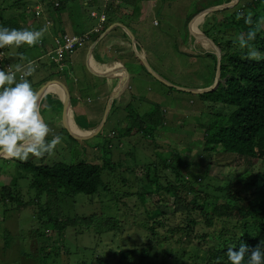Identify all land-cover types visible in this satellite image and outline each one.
<instances>
[{
	"label": "trees",
	"instance_id": "obj_1",
	"mask_svg": "<svg viewBox=\"0 0 264 264\" xmlns=\"http://www.w3.org/2000/svg\"><path fill=\"white\" fill-rule=\"evenodd\" d=\"M117 1L0 0V27L40 30L42 26L45 27L46 20L52 23L54 21L51 29L45 32L50 36L43 35L41 37L45 38V42L50 43V45L45 43L42 45L43 50L48 52L52 46L56 45L57 37L62 39L65 34H79L75 30L77 16L73 7L76 6L75 8L81 10L83 5V10L88 8L89 11L84 13L85 16L80 23L97 21L102 14L107 15L100 21L101 30L99 32L92 30L93 23L87 24L83 29L82 34L90 31V38L81 44L83 49L87 50L100 33L114 22L119 21L118 17H115L120 9L118 5L121 2L123 6L127 7L125 2L127 0L118 3ZM136 1L138 3V0ZM230 1L219 0L209 5L202 2L203 6H200L198 12ZM71 2L73 5L69 7ZM127 2L132 4V2ZM240 8L243 11V17L233 19L235 14H239ZM68 11H70L69 20L65 22L63 14ZM249 13L252 15L251 24L245 23ZM212 15L213 17H211ZM190 19L192 17L185 22V29L192 33L189 27ZM223 20L225 21L223 22ZM205 24L203 31L221 48L222 63L218 86L202 93L201 97L221 103L222 111L228 106L230 111L228 113L227 109L219 114H210L211 117L208 119L210 124H202L198 120L193 122L192 125L196 127L193 129L196 133L193 136L189 135L192 139L188 143L185 144L186 140L182 136L183 144L179 143L181 138L168 137L167 143L169 144L164 146L165 149H162L167 150L168 155H164V152L157 148L160 127L169 122L166 109H162L161 105L157 103L158 105H154L150 112L144 114L136 112L135 117L127 113V117L133 118L132 123L120 133L113 128L111 130L114 135L105 133L106 144H95L102 148V153L98 154L97 152L94 159L100 160L102 163L90 161L93 153L87 159L84 156L74 159L66 155L68 157L65 156L64 161L52 164L44 163L47 154L38 160L29 157L27 162L13 159L19 169L26 170L29 168V164L35 167V171L33 167L30 170L33 173L30 186L36 189L35 203L39 210V217L46 218L44 225L49 226L48 234L51 239H41L43 244L39 246L41 252L38 253L39 256L35 264H56V257L67 253L64 259L66 262L70 253L67 249L62 253L60 244L65 237L69 240V236H73L74 229L76 237L82 233L89 236V232L97 230L103 231L100 233L113 239L112 235L118 232L122 234V229L128 225L129 220L123 221L121 216L115 215L112 217L113 221L108 218L105 221L103 214L106 212L93 215L78 214V209L72 207L70 200H75L78 194L96 196L103 189L109 191V184L105 185L102 179L104 168L108 167L112 172V170L120 168L122 164H126L128 158H130L132 166L142 163L138 160V155L135 152L126 153V148L129 146L137 148L138 142L132 137L135 132H139V135L141 132L147 135L148 141L152 142L153 150L156 152L153 157H150L147 149L143 148L144 153L147 154L143 155L146 158L144 164L149 166L148 170L151 174L148 173L147 178L140 180L141 183L147 185L145 191L140 195L142 203L145 204L146 193L154 196L156 203L145 210L146 218L144 221H140L146 230L141 231L140 228L137 230L138 237L146 240L143 242L145 246L142 247L140 254H137L135 249H131L128 253V257L134 261V264H159L156 259L158 253L153 252L159 243L164 245L168 253V255L164 254V261H167L169 256H174L181 261V264H231L227 251L229 248L238 251L241 244H246L249 249L260 246L262 255H264V0H238L229 8L212 11L207 16ZM120 29V26L114 28L118 31ZM250 31H256L255 39L248 43L260 53L259 61L245 59L248 48L242 49L238 43V37L244 34L247 39V34ZM211 32L214 35H211ZM222 32L225 36L222 35ZM97 45L95 54L101 50V44ZM33 47H37V45ZM198 47L200 50H204L200 44ZM30 48L32 47L23 45L18 48V53L22 57L28 56L30 60L39 57V54L30 57L27 54ZM201 55L202 53L198 56L201 57ZM204 56L211 58V67L214 73H217L216 53L207 51ZM8 59V57H0V69H5L6 63H12ZM48 60L43 63L41 71L54 75V68L58 62L51 57ZM28 62L31 64L32 61ZM35 63L34 61L33 64L35 65ZM143 69L147 72L145 66ZM21 70L24 71V69ZM56 74L60 75L59 78L61 77V72H56ZM62 74H65L69 80L72 79L78 91L83 90V82L80 77H76L74 71L67 69ZM26 76L27 80L32 78L28 74ZM46 80L47 78L43 76L38 82ZM43 84L41 83V85ZM165 86L168 87V85ZM168 88L183 91L174 87ZM80 95L88 96L85 92ZM54 101L57 102V100ZM102 102L103 105L97 113V115L101 113L100 118L105 110V100ZM72 104L76 120L79 122L83 118L86 119L82 124L83 127L93 129L98 126L97 124L91 127L89 125V120L99 124L98 120H92L91 113L95 111L93 103L89 105V115L87 116H83L84 103L77 101L75 96L72 97ZM130 105V103L117 105L115 109L113 106V113L117 108L128 109ZM62 118L56 119L59 121ZM119 123L123 122L119 121ZM48 124L51 129L48 140H51L53 135H59L63 139L59 127H52L55 124L54 119L50 120ZM103 128L100 130L102 131ZM66 130L69 132V136H73H71L73 139L75 137L86 142L84 140L87 137L75 136L69 128ZM101 131L97 135H101ZM112 136H119V139L126 136L127 143L122 146L120 152L114 147L110 138ZM172 140L174 141L173 145L170 143ZM121 142L120 140V146ZM90 148L92 149V147ZM203 151L225 153L227 156L233 157L231 161L238 163V165H233L242 167V170L232 171L225 179H218L209 174L208 169L202 170L201 165L205 163V160L202 159L204 157L199 156H202ZM219 153L217 154L219 155ZM194 154H198V156L192 160L191 155ZM114 155L117 157V161L114 160ZM148 158L149 160H147ZM120 161L124 162L120 163ZM195 165L201 169H196ZM257 165L260 167L256 168ZM138 172L143 173L141 167ZM154 184H156L155 187ZM6 188L9 191L0 197V202L10 200L14 203L17 201V207L21 208L33 204L31 200H23L20 197L21 192L14 191L11 185H7ZM123 194L128 195L127 192ZM63 213L66 217L60 219ZM171 221L174 225L168 229L169 233L163 234L157 228V225H167ZM99 225L109 227L102 229ZM178 233L181 234L179 238ZM170 236L176 239V244H182V248L169 243ZM137 244L139 243H136L135 246ZM113 256L117 255L101 256V253L96 251V247H85L83 258L76 264H123L124 259L118 257L115 259ZM248 260L249 253H246L243 264H248Z\"/></svg>",
	"mask_w": 264,
	"mask_h": 264
},
{
	"label": "rangeland",
	"instance_id": "obj_2",
	"mask_svg": "<svg viewBox=\"0 0 264 264\" xmlns=\"http://www.w3.org/2000/svg\"><path fill=\"white\" fill-rule=\"evenodd\" d=\"M120 1L122 0H118L117 3ZM127 1L132 2V4L128 3ZM127 1H125L127 7L123 6L121 2L119 3L120 6L118 5V7L120 9L125 7L127 9L129 8L130 11H135L134 16L138 18L142 17L144 19H148L149 17H151V25L149 22L147 24V27H145L148 33L143 35V41L147 50L152 51L154 54H156L157 58L160 60V63L164 67V70L158 71V75L173 84L168 85V87H174L178 90L183 91L171 90L170 88L165 86L167 84L163 82L164 80H162L159 76H156L147 67V72H145L144 74L140 73V70L137 68L133 69L132 73L138 75L134 76L129 82V90L132 94V99L129 101L131 103L130 108H117L115 113L109 115L107 121L103 125L104 128L102 127L103 130H100L102 134L97 135L100 131L98 133H94L91 136L87 137L86 140H84L86 142H83V140H78L75 137L73 139V136H69V132H67L65 128H59V130L62 131L61 133L63 135L62 142L56 147L52 155L45 156V164L64 161L68 156H71L74 159L82 158L84 156V158L87 159L88 156H90L92 153L93 157L90 159V161H95V163H102L100 160L94 159V156L97 155V152L98 154L102 153V148L95 144L105 145V133L108 135H114L112 128L120 133L126 126L132 123V117L126 116L125 118H123V115L125 113H129L134 117L137 114L136 112L144 114L146 112L144 110L148 105L150 108L147 112H150L154 108V105L158 104L161 105L162 109L164 108L167 111L169 122L166 125L160 127V137L157 138V148L160 151L164 152V155H168L167 150H162L166 148L164 146H167L169 144L167 143V141H169L167 140L169 139L168 137L179 139L182 136L185 138L186 144L189 142V140L192 139V137L189 135L193 136L196 133L193 129V127H195L192 125L193 122L198 120L202 124H210L208 121V119L211 117L210 114H219L226 111L227 109L229 113L230 108L228 106H226L222 111L221 103H216L209 99H203L200 92H197L201 89L211 87L215 83L217 73H214L211 67V58L204 56V54L207 51L213 53H217V51L210 43L206 42L208 43L206 44L202 42V40L199 39V33L196 34V37L185 29V22L192 17V19H190V22L193 21V23L190 30L194 31L193 33H196L199 30L205 33L203 31L205 30L206 25L205 20L212 11L206 13L204 16L198 19L197 24L199 27L197 28V25H195V21L196 18L201 14L200 12H198V10L200 6H203L201 5L202 2L206 5H209L213 4L214 2L216 3L219 0H138V3L136 0ZM72 5L73 3L71 2L69 4V7H71ZM231 6L232 5H230L229 7ZM75 7L76 6L73 7L74 13L77 16L75 30L79 34H82V31L84 28H86L87 24L93 23V29L100 24L101 19L107 17V15H105L104 13L100 16L99 19H97V21L93 20L91 22L80 23V21L85 16L84 13L88 12L89 10L88 8H86V10H83V5L81 8L82 11L78 10ZM226 11L229 10L226 9ZM239 11V13L243 12L241 8ZM117 14L115 15V17H118V20L120 22H122L123 24H128L126 17L119 16ZM237 15L238 14H235L232 18L237 19ZM152 16L154 17L152 18ZM211 17H213V15ZM224 21L225 20H223V22ZM53 24L54 21L53 23L48 20L45 21L47 30L51 29ZM135 24H138V22L135 21L134 23H131L129 25L133 26ZM42 28H44V26H42ZM121 29L123 30V34L125 35V37L130 40V34L122 27ZM133 32L138 36L135 31ZM45 35L50 36L49 33H44V36ZM211 35L214 34L211 32ZM222 35L225 36L223 32ZM43 43H45V38H41L37 42L36 45L38 48L32 47L27 53L30 57L39 54L40 57L38 58H31V60L28 56L21 58L22 56L18 53L19 49L14 46L11 48L7 47L6 49H0V57H8V60L12 62L10 64L13 66V68L15 69L16 67H19L21 69H25L24 73L26 75L28 74L29 69H34L32 74L30 76L28 75L29 77H32L31 79H28V81L32 84L33 89L38 93L49 87L57 90H60L58 88H64L62 92H65L68 95H70L69 93H71L72 95L73 89L71 85L68 86L70 87V92L66 86V83H70V80L68 78H64L61 80L59 78L60 75L56 74V72L63 73L64 71H67V68L64 69L63 62L71 54H67L66 57L62 60L63 67H59L58 64H56L57 66L54 68V75H50L48 72L42 70V72L46 73L45 77L47 78V80L40 83H34L33 78L35 77L36 80L37 73L39 77V75L41 74L43 63L49 61V57L46 55V52L42 50ZM199 44L204 50L199 49ZM48 45H50V43ZM137 45L140 48V45L138 43ZM81 48H83V46L80 45L77 49ZM132 52L136 54V51L131 47L126 50L123 46H118L113 50V53L118 56H129ZM201 53V57L198 56ZM42 57H44V60L42 59ZM28 61H35L36 63L34 65L33 62H31L30 64V62ZM151 62L156 67V69L159 70L158 62L156 60H151ZM41 83L44 84L41 85ZM162 83L165 85H163ZM44 85L45 87H43ZM179 87L183 88L180 89ZM38 89L40 90L38 91ZM85 94H87L93 101H95L92 105L95 111L98 113L99 108L103 105V102L99 101V93L97 91H93L92 88H87ZM45 105H47V108L44 107ZM58 105L59 102H55L54 100L49 101L48 98H45L43 101H41L42 115L46 119H49L48 116H51L50 109L55 108ZM100 115L101 113L97 115L94 112L92 120H98L100 124L103 120L104 114L102 118H100ZM46 119L45 121L46 123H48L50 119ZM84 120L86 119L83 118L79 122H77L78 124L82 125L84 123ZM119 121L123 123H119ZM92 124L98 125V123ZM74 133L81 135V133L77 130ZM132 137L135 139V141L138 142L137 148L129 146L126 148V153L130 154L132 152H135V154L138 155V160L142 161V163H137V165L132 166L130 164L131 160L129 161L130 158H128V162H126V164H122L120 168L112 170V172L108 167L104 168L102 179L105 185L109 184V191L103 189L101 190V193L96 196L78 194L75 200H70V204L72 205V207L74 209H78V214L93 215L100 212H106L105 214H103V216L105 215V221L107 218L110 221H113L112 217H114L115 215H119L123 218V221L129 220L128 225H125L123 227L122 234L121 232H118L115 235H112L114 239L110 236H106V234H101L100 232L103 231L98 230L96 232H89V236L86 235V233H82L79 237H76L74 235V233L76 234V230L74 229L72 231L73 236H69V240L67 237H65L61 240L60 244L62 253L65 252L66 249L69 251L70 254H68V260L66 262L64 260L66 257L65 255L67 254L66 253L61 255V257H56V264H76L77 262H80L83 258V249L85 247H96V251L98 253H101V256H106L107 254L117 255L113 257L115 259H117V257L124 259L123 264H134V261L128 257L129 251L131 249H135L136 253L140 254L142 247L145 246L143 242L146 240L138 237L139 233L137 230H139V228L141 229V231L146 230V228L142 226L140 221L145 220V210L154 206L156 203V199L153 198L154 196L152 197L147 193L145 195V204H143L140 199L141 193H143L147 187V185L141 183L140 180L147 178L148 173L149 175L151 174L148 170L149 166L147 164H144L146 158L143 155L147 154L144 153L143 148L147 149L150 157H153L156 152L155 150H153L152 142L148 141L147 135H145L143 132H141L140 135L139 132H135ZM110 138L112 139L114 147L119 152L121 151L122 146L127 143V141L125 140L126 136L120 139L119 136H112ZM120 140L122 141L121 146L119 145ZM182 142L183 138H181L179 143ZM170 143L173 145L174 141L172 140ZM116 144H118L119 146ZM94 145L95 147H93ZM90 147H92V149ZM217 153L215 151L202 152V156H199L204 157L202 159L205 160V163L201 165L202 170L208 169L209 174L218 179H225L227 175H230L232 171L242 170V167L233 165H238V163L231 161L233 157L227 156L225 153H219V155ZM197 156L198 154L191 155V159L193 160L194 158H197ZM113 158L117 161V157L115 155L113 156ZM147 160H149V158ZM122 162L124 161H120V163ZM2 166L4 168H7V172L9 171L10 175H2L0 177V187L4 183H14L20 177L17 183L19 189L16 192L18 193L20 191V197L25 201L31 200L33 204L29 207L21 208L17 207V201H14V203L10 200L0 202V264H35L36 259L39 256L38 253L41 252L39 246L40 244H43V241L41 239L51 238L48 234L49 226L44 225V220L46 218H44L43 216L39 217V210L36 207L35 203L36 189L30 186L33 178V173L30 170L32 169L33 165L29 164V168L24 170L19 169V167H17V163L15 162L9 164L3 160ZM140 167L143 170V173L141 174L138 172ZM194 167L198 170L201 169L197 165H195ZM259 167L260 165L256 166V168ZM33 169L35 171V167H33ZM155 186L156 184H154V187ZM126 192L128 195L123 194ZM63 207H65V205H63ZM67 210L68 212H70L69 209ZM65 217L66 216L63 213L60 216V219H64ZM98 222H100V220H98ZM173 225L174 223L173 221H171L167 225H157V228L163 234H166L169 233L168 229ZM99 226L102 229H106L109 227L107 225ZM76 227L80 229L78 226ZM170 237L171 238L169 239V243L182 248V244H176L175 242V238H177L176 235L175 238H173L172 236ZM179 237H181L180 233H178V238ZM136 243L139 244L135 246ZM161 244L162 243H159V245L153 249V252L158 253L156 258L157 262L159 264H181V261L177 260L174 256H169L168 260L164 261V254L168 255V253L165 250L164 245Z\"/></svg>",
	"mask_w": 264,
	"mask_h": 264
},
{
	"label": "clouds",
	"instance_id": "obj_3",
	"mask_svg": "<svg viewBox=\"0 0 264 264\" xmlns=\"http://www.w3.org/2000/svg\"><path fill=\"white\" fill-rule=\"evenodd\" d=\"M243 15V13H239L237 19L242 18ZM245 23H252L251 13L248 14ZM97 26H100V24ZM92 30L94 31V28ZM46 31L47 25L40 30L0 27V49L13 46L20 48L23 45L33 47ZM255 37L256 31H250L247 34V39H245L244 34H241L238 37V43L240 48H248L245 59L259 61L261 59L260 53L248 43L254 40ZM48 57L50 56L48 55ZM62 60L58 62L59 67H63ZM16 68V71L20 70L19 67ZM33 71L34 69H29L28 75H31ZM17 79L11 66L0 69V158L27 162L30 156L37 160L43 158L46 154L50 156L56 147L61 144L62 139L59 135H53L51 140H48L51 129L42 115L40 94L33 89L32 84L23 76H21L19 82H17ZM202 93H205V91L200 92V94ZM63 97L66 98L64 94ZM82 98L84 97L81 95L76 97L79 102H83ZM87 99L92 100L89 96H87ZM99 99L101 101L105 100L106 104V96ZM44 107L47 108V105ZM80 126L86 129L82 125ZM246 253H249L248 264H264V255H262L260 246L249 249L246 244H241L238 251L229 248L227 256L231 264H243Z\"/></svg>",
	"mask_w": 264,
	"mask_h": 264
},
{
	"label": "crops",
	"instance_id": "obj_4",
	"mask_svg": "<svg viewBox=\"0 0 264 264\" xmlns=\"http://www.w3.org/2000/svg\"><path fill=\"white\" fill-rule=\"evenodd\" d=\"M69 12L70 11L63 14V19L65 20V22L69 20V17H68ZM117 13H118L117 15L119 16L126 17L128 24H123L120 21H116L113 24H111L108 28H106L104 32L100 33L99 36L93 41V42H96V44H101L100 51L96 52L95 54V48H94L93 52L91 51L92 53L91 54L89 53L90 47L87 50H84L83 48L77 49L73 53H70L71 55H69V57L65 59V61L63 62L64 69L67 68V69L74 71L76 77H80L81 81L83 82V86H82L83 90L81 91H78L77 88H75L72 79L70 80V83H66V86L69 92H70V87H68L69 85H71L73 89V94L71 95V93H69L70 99L72 100L73 96L75 97L79 96L80 94L85 92L87 88H92L93 91H97L99 93V97H105V96L107 97L105 107L108 104L110 106L108 117L109 115L113 113V110H112L113 106L115 109L117 105H122V104L127 105L128 103H130L129 101L132 99V94L129 90V86H130L129 82L134 76L138 75V74L132 73L133 69H136V68L139 69L140 73L142 74L146 72L143 69L144 64L142 62V57H144L149 62V64H151V66L153 67L157 75L159 73L158 71L164 70V67L160 63V60L157 58L156 54H154L152 51L147 50L144 44V41H143V35L148 33L145 27H147V24L151 21V17H149L148 19H144L142 17L138 18L134 16L133 11H130L129 8L127 9L125 7L118 9ZM153 17L154 16H152V18ZM135 21L138 22V24H135L133 26L129 25L131 23H134ZM191 22H190V29H191ZM150 25H151V22H150ZM116 26H120L124 30H126L125 28H127L133 35V37L130 35L132 40L131 39L128 40V38L125 37L122 29H120L119 31L114 30ZM133 31H135L138 34V36L135 35ZM136 41L140 45V48L137 45ZM45 44L48 45L49 43L45 42ZM118 46H123L126 50H128V48L131 47L132 49L136 51V54L132 52L129 56H121V55L118 56L113 53L114 48H117ZM46 55L48 56L47 52H46ZM151 60H156L158 62L159 70L156 69V67L152 64ZM122 66L126 67V72H124V70L122 69ZM45 74L46 73L41 71V74L38 77V73H37L36 80H35V77L33 76L34 83H37L39 80H41V78L45 76ZM26 77L27 76L25 74L24 78L26 79ZM19 78L20 77H18V79ZM64 78H66L65 74L61 73L60 79L62 80ZM58 89H60L59 93H57V89H52V92L48 91L47 94L43 97L42 101L45 98H48L49 101L57 100V102H59V105L57 107L50 109L51 116H48V115L47 116L50 120L54 119L55 124L52 125L53 128L59 127V128L68 129V126L65 121V107L63 103L64 97L60 94V92H62L64 88H58ZM82 99L85 105V111L83 113V116H87L89 115V105H91L95 101L88 100L87 97H84ZM114 102L115 104L113 105ZM72 107H73V104H72ZM149 108L150 107L148 105L144 110L146 111L145 113H147ZM93 113H91V116H93ZM73 114H74L73 118L75 119L76 114L74 111V107H73ZM95 114H97V112H95ZM126 116L127 114L125 113L123 117L125 118ZM61 117L63 118L58 121L57 119ZM44 119L46 118L44 117ZM49 119H46V120H49ZM92 123L93 122L89 120L90 127L94 126V124ZM73 130L74 132L76 131L75 128H73ZM3 160L9 164L13 163V159L7 160V159L0 158V177L2 175H7V176L10 175V172L9 171L7 172V168H4L2 166ZM19 179L20 177L14 183H9V184L4 183L0 187V197H2L4 193L9 191L6 188L7 185H11L12 189L14 191H17L19 189V187L17 186Z\"/></svg>",
	"mask_w": 264,
	"mask_h": 264
},
{
	"label": "water",
	"instance_id": "obj_5",
	"mask_svg": "<svg viewBox=\"0 0 264 264\" xmlns=\"http://www.w3.org/2000/svg\"><path fill=\"white\" fill-rule=\"evenodd\" d=\"M237 1L238 0H232L229 3H226V4L211 6V7L206 8L205 10L201 11L200 13H204V15H205L206 13H209L211 11H214V10H217V9H223L225 7H229L230 5H233L234 3H236ZM192 23H193V21L191 22V28H192ZM125 29L133 37L132 33L127 28H125ZM191 32L193 33L194 31H191ZM200 32H201L200 35H199L200 38L199 37L198 38L200 40H202V42H205V43L208 42L211 45H213L214 48L217 51V53H216V55H217V77H216L215 83L211 87H208V88L201 89V90L197 91V92H204V91L206 92L208 90H212V89L216 88L217 85L219 84V75H220V72H221V63H222V52H221V48L211 38H209L202 31H200ZM197 33H199V32L197 31L196 33H194L196 37H197V35H196ZM96 45H97L96 42H93L90 45L89 53H91V51L93 52V49L95 48ZM142 62L145 65V67H147L151 72H153L156 76H159V75L156 74V72L153 69V67L151 66V64H149V62L144 57H142ZM122 69L124 70V72H126V67L122 66ZM160 78L162 80H164L163 82L166 83L167 85H173L172 83L166 81L162 77H160ZM179 88L182 89L183 87H179ZM52 89H54V88H47V89L42 90L39 93L41 101H42L43 97L47 94V92L48 91H52ZM57 92L59 93V90H57ZM60 93L64 94L65 97H66L65 99H63V103H64V107H65V121H66V124H67L68 128L70 129V131H72V134H74L75 136H79V137H89V136H91L94 133H98L100 131V129H102L103 125L105 124V122L107 120L109 109H110V106H109L108 103H107L108 105L106 106V110H105L102 122L96 128H94V130L93 129H90V130L88 129L87 131H85L86 129L82 128L77 123V121L73 118L74 117L73 107H72V102H71V99H70L69 95H67L65 92H60ZM72 119L75 121V124L72 122ZM74 125H76L77 128L82 131L81 135L74 133V130H73Z\"/></svg>",
	"mask_w": 264,
	"mask_h": 264
},
{
	"label": "built area",
	"instance_id": "obj_6",
	"mask_svg": "<svg viewBox=\"0 0 264 264\" xmlns=\"http://www.w3.org/2000/svg\"><path fill=\"white\" fill-rule=\"evenodd\" d=\"M100 26H97L94 28V31H99ZM90 38V31L83 33V34H65L62 39L59 37L56 38V45L52 46V48L49 50L48 55L54 59L56 62H60L67 53L73 52L75 47L78 45H81L83 42H85L87 39ZM54 55V57H53ZM9 66L12 67L13 71L16 73V77H20L25 75L24 71L19 68V71H16L17 68H13L12 65L9 63H6L4 65L5 69Z\"/></svg>",
	"mask_w": 264,
	"mask_h": 264
},
{
	"label": "bare ground",
	"instance_id": "obj_7",
	"mask_svg": "<svg viewBox=\"0 0 264 264\" xmlns=\"http://www.w3.org/2000/svg\"><path fill=\"white\" fill-rule=\"evenodd\" d=\"M202 16H204V13H201L197 18H196V21H195V25H197V28L199 27L198 26V24H197V21H198V19L200 18V17H202ZM199 32V35H200V30L198 31ZM205 43V42H204ZM206 44H208V43H206ZM206 46V45H205ZM210 47V46H209ZM58 93V92H57ZM72 122L75 124V121L72 119ZM73 128H75L77 131H79L80 133H82V131L81 130H79L78 128H77V126L76 125H74V127ZM85 131H87V130H85Z\"/></svg>",
	"mask_w": 264,
	"mask_h": 264
}]
</instances>
